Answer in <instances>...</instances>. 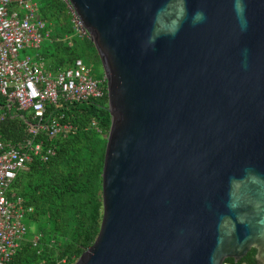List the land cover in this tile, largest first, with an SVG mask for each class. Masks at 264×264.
Masks as SVG:
<instances>
[{"label":"water","instance_id":"1","mask_svg":"<svg viewBox=\"0 0 264 264\" xmlns=\"http://www.w3.org/2000/svg\"><path fill=\"white\" fill-rule=\"evenodd\" d=\"M110 126L72 264H264V0H68Z\"/></svg>","mask_w":264,"mask_h":264},{"label":"trees","instance_id":"2","mask_svg":"<svg viewBox=\"0 0 264 264\" xmlns=\"http://www.w3.org/2000/svg\"><path fill=\"white\" fill-rule=\"evenodd\" d=\"M36 3L48 32L39 46L47 69L56 72L77 59L84 65H100L89 36L75 32L62 0ZM102 77V72L95 75ZM106 102V94L100 99L70 102L61 110L71 129L50 139L40 135L54 154L46 161L33 158L9 190L12 198L20 197L32 208L27 218L36 223L37 231L24 235L6 264H72L93 243L102 217L101 173L110 126ZM27 128L24 120L8 114L0 122V139L16 144L25 137ZM255 253L251 248L237 263L228 258L223 264H256Z\"/></svg>","mask_w":264,"mask_h":264},{"label":"built area","instance_id":"3","mask_svg":"<svg viewBox=\"0 0 264 264\" xmlns=\"http://www.w3.org/2000/svg\"><path fill=\"white\" fill-rule=\"evenodd\" d=\"M62 1L75 32L87 34L70 2ZM37 8L34 0H0V122L10 114L28 124L25 137L16 144L0 139V264H6L19 247L26 233L22 221L32 212L22 198H12L11 185L33 158L46 161L54 154L40 135L50 139L71 129L61 110L66 104L107 95L104 76L93 77L79 59L52 72L39 54L18 58L19 50L37 49L48 36Z\"/></svg>","mask_w":264,"mask_h":264},{"label":"rangeland","instance_id":"4","mask_svg":"<svg viewBox=\"0 0 264 264\" xmlns=\"http://www.w3.org/2000/svg\"><path fill=\"white\" fill-rule=\"evenodd\" d=\"M34 1L36 2V0H34ZM41 51H42V48H37V49L26 48L23 50L21 49L18 52V58L23 59L27 55H29L31 58H34L37 54L41 53ZM85 66L90 70L93 77H95V75L97 76L98 73L102 72L101 66L98 65L97 63L96 64L95 63H89ZM13 112H14V110H13ZM22 222L26 228V233H25L26 236L36 233L37 225L35 222L29 220L27 217H25Z\"/></svg>","mask_w":264,"mask_h":264}]
</instances>
